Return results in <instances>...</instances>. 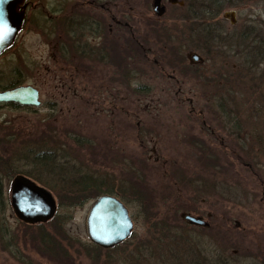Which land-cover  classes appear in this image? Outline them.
Returning a JSON list of instances; mask_svg holds the SVG:
<instances>
[{"label": "rangeland", "instance_id": "rangeland-1", "mask_svg": "<svg viewBox=\"0 0 264 264\" xmlns=\"http://www.w3.org/2000/svg\"><path fill=\"white\" fill-rule=\"evenodd\" d=\"M61 1L66 8L75 3L82 15L90 12L82 7L85 0H27L26 24L0 56V91L16 73L22 86L38 90L41 102L39 108L20 110L0 105V218L6 230L5 238L0 235V264H110L123 259L133 243L151 242L166 219L185 227V213L205 221L210 214V224L212 218L219 224L211 232L235 237L230 250L226 245L234 262L259 258L264 263V0H230L234 7L222 11L217 40H199L202 22L183 21L186 13L178 6L166 4L157 21L152 0H107L119 25L102 17L97 7L91 13L102 19L101 45L109 55L117 50L120 64L108 55L103 69L73 55L61 59L55 37L45 33L43 23L29 21L32 8L48 10L43 11L48 15ZM230 12L233 26L226 17ZM165 27L170 32L162 34ZM254 39L260 42L257 49ZM137 43L145 51L138 56L133 53ZM163 43L164 53L159 49ZM192 52L204 59L202 65L189 64ZM39 141L37 151L46 143L55 157L67 155L56 162L64 163L65 180L59 172L54 181L48 165L44 169L27 160L35 156ZM245 143L250 150L242 148ZM11 168H34L40 179L54 183L56 190L45 188L57 212L41 230L48 231L46 240L55 242L52 247L63 261L47 257L51 246L37 250L29 241L37 229L22 226L13 214ZM82 175L104 185L112 182L128 202L133 234L115 251L95 248L87 239L85 216L93 200L67 191ZM175 237L171 242L179 244Z\"/></svg>", "mask_w": 264, "mask_h": 264}, {"label": "trees", "instance_id": "trees-1", "mask_svg": "<svg viewBox=\"0 0 264 264\" xmlns=\"http://www.w3.org/2000/svg\"><path fill=\"white\" fill-rule=\"evenodd\" d=\"M185 7L184 9L180 8V10L185 11L186 16L182 17L183 21H202L203 22V36L206 40H210L213 37L216 36H220L218 35V28L221 27V24H219L220 20V15L222 13V11L224 9H230L231 7H234L232 3H230V0H182ZM63 27L61 28L63 30V35L66 37L70 36V31L69 28L67 27V25L62 24ZM213 40V39H212ZM67 42V41H66ZM210 48L214 49V50H218V46L214 45V44H208ZM69 46V45H68ZM136 48L135 51L133 53L140 55L142 54L141 51L137 48V44H135ZM68 48V47H67ZM66 48V50L61 48V51H70V49L68 50ZM134 50V49H132ZM131 50V51H132ZM140 51V52H139ZM255 52V50H253ZM251 51V52H253ZM127 55H129V53H127ZM126 55L125 60L129 59L128 56ZM129 60L126 61V63ZM11 79H10V83L9 85H7V87H4L3 90L6 89H10V88H15L20 86V79L17 78V74L13 73L11 75ZM19 79V80H18ZM54 132V131H53ZM50 142V141H49ZM52 145L53 143L50 142ZM36 146V151L39 147H41V142H36L34 143ZM40 144V145H39ZM46 143H42V148L40 150H38L35 154L34 157H30L29 158H25L29 160V162L33 165V164H38L39 166L44 167V169L47 172L54 174L56 176H54L53 180L55 181L56 178L57 180L60 179V173H64V175L62 176V180H65V177L67 175V173H65V168L64 167V163L60 164L61 166H57L56 162H58V159L60 160V158L65 159L67 155L61 153L62 155L60 157H55V155L53 154V152L50 150V147H47L45 145ZM30 148L32 146H29ZM34 152V153H35ZM6 163V162H5ZM4 163V164H5ZM26 166L27 163L25 164ZM48 165V166H47ZM5 168V165H4ZM10 171V170H8ZM37 171V170H36ZM63 171V172H62ZM11 177L15 176V175H23L29 179H31L32 181H34L35 183H37L40 186L45 187H50V190H56L55 188H53L50 184L54 185L53 182H48V181H44L43 178H39L37 175V173H35V169L33 168L32 171L30 170H25L23 172H16L13 171V169L11 168ZM52 179V178H51ZM106 184H109V186L106 184L104 185L101 181L97 180H93L90 181L89 177H87L86 175L81 178H79V182H74L71 186V188L69 190H67L68 192H74L75 194L78 195H84V194H89L90 195V200H94L96 198H98L99 196L102 195H109V196H115L117 197L121 202H123L124 204L128 205V202L124 199V197L122 196L121 193V189L119 190V188H115V185L111 182H105ZM79 186H77V185ZM98 184V185H96ZM63 185V184H62ZM73 186H77V187H73ZM79 187V188H78ZM76 188V189H75ZM78 188V189H77ZM49 189V188H48ZM56 192L57 195V191ZM67 192V193H68ZM62 193V192H61ZM64 194V193H63ZM1 202H2V193H1V183H0V208H1ZM1 211V210H0ZM54 219V218H53ZM53 219L51 221H53ZM49 221V222H51ZM24 227L27 228H35L37 229V234H36V238H32L29 237L30 240L33 244L35 245L36 249H43V248H48V246H53V244H55V242H53L52 244V240H46V236L48 234V231H43L41 230V227H43V224L40 225H35V226H26V225H22ZM152 226V224L148 225V229H150ZM178 229L179 231H176L175 229ZM174 229V230H172ZM47 232V233H46ZM175 234V238L173 241L179 239V244L176 243H172V239H171V235ZM0 235L5 238L6 237V230H5V225L3 223V219L0 218ZM51 235V234H49ZM155 237H152L151 242L147 241L144 244L142 243H133L132 244V250L129 251V253L120 260V258L117 259V261H109L110 264H142L143 261H150L153 262L154 264H241L242 262L240 260H236V262H226L225 258V250L222 249L224 246L228 245L227 242V234L224 235H215V240L214 242L211 243L210 238L209 237L208 240H206L207 242H205L203 245L200 243L201 241H199L197 239V235L195 234L194 231L190 230L189 228L186 227H181V225L179 224V222L177 223L176 220L171 221L166 219L163 222V225L161 226V229L159 230V232ZM52 236V235H51ZM58 237H60V235H58ZM132 237V236H131ZM131 239V238H130ZM129 239V240H130ZM128 240V241H129ZM132 241V240H131ZM163 241H167V243H162ZM171 243H169V242ZM63 242H66V240H63ZM130 242H128L129 244ZM213 244H217L219 250H217V248H213L212 245ZM60 245L62 246V240L60 241ZM124 245V244H123ZM127 245V244H126ZM93 247V246H92ZM69 248V246L66 247V249ZM96 248V247H95ZM94 248V249H95ZM119 247H116L112 250H117ZM96 250H99L98 248ZM47 257H54L53 259L55 260H59V261H63L64 257H62V254H60V252H57V249H50L49 248L45 250ZM111 251V250H110ZM108 251V252H110ZM219 251V252H218ZM54 252L57 253V255L54 254ZM229 257V256H228ZM109 264V263H106ZM264 264V263H262Z\"/></svg>", "mask_w": 264, "mask_h": 264}, {"label": "water", "instance_id": "water-1", "mask_svg": "<svg viewBox=\"0 0 264 264\" xmlns=\"http://www.w3.org/2000/svg\"><path fill=\"white\" fill-rule=\"evenodd\" d=\"M26 0H0V56L13 45L24 23ZM174 5L182 3L169 0ZM161 0L152 1V11L161 17L164 9ZM233 13L226 15L233 21ZM192 58H196L192 56ZM0 104H15L19 107L38 108L39 95L31 86H21L0 92ZM9 203L15 217L26 225L46 223L56 213L52 196L30 180L16 176L10 185ZM183 221L194 227H207L199 218L181 215ZM133 231V222L127 208L113 196H101L92 202L85 216V233L94 246L111 250L126 240Z\"/></svg>", "mask_w": 264, "mask_h": 264}, {"label": "flooded vegetation", "instance_id": "flooded-vegetation-1", "mask_svg": "<svg viewBox=\"0 0 264 264\" xmlns=\"http://www.w3.org/2000/svg\"><path fill=\"white\" fill-rule=\"evenodd\" d=\"M119 1L120 0H116L115 2L117 3ZM160 4H161V6L164 9V13L159 18L154 15V13L152 11V5H151L152 14L155 16V18H157L156 19L157 21H160L161 18H163V16L165 15V13H166V4H167V6L170 5L172 7L178 6V4L172 5L169 2V0H161ZM69 5L66 8L65 4L63 3V1L58 2L57 7L55 8V12L52 11V13H50L48 15L44 14V12H49L48 10H43L42 8L39 9L38 7L32 8L31 11H30L31 15L29 17V21L32 20V22H33V20H35L38 23L39 22L43 23V29L45 30V33H47V32L51 33V37H50L51 39H53V37H55V39H54V49H55L56 52H58L57 55L61 59H65L67 56L73 55L72 58L81 59L85 63H88V65L90 67H92L94 63H96V64L99 63V65L101 67L104 66L105 62H107V58H108V55H109L108 49L105 46V45L108 44V42L106 43V40H105V43H104L105 47H103L101 45L102 44L101 41L103 39L102 19H99V18L97 19L96 16L92 15V13H91L92 10H93L92 8L93 7H97L98 13L102 14L101 15L102 17H106L107 19H109V21L113 25H119L120 24V20L118 18L113 17V15L111 13V10L109 8L110 5L107 3V0H100V1L99 0H90L88 2H87V0H85V4H82V7L83 8H85V7L90 8V12L86 11V15H82L81 13H79L76 10V8H75L76 4L75 3H73V4L70 3ZM71 5L74 6V9L70 13V15L69 16H65V15L61 16V13L64 12L63 10L66 11V9H69L71 7ZM84 5H85V7H84ZM178 7L184 9L185 5H184V3H182V5L178 6ZM28 9H29V5H28V2H27L26 3V8H25V11H24V14H25V23H24V25L26 24V20H27ZM224 18H225V15H224ZM107 19L103 20V25H104V23L107 25V23H108ZM54 21H57V23L54 24ZM62 24L67 25V27L69 28V31H70V36L69 37H66V36H64L62 34L63 33V30L61 29L63 27ZM231 25L233 26L234 24H231ZM161 30H162V34L165 33V32H170V30L167 31V27L161 28ZM53 34L55 36H53ZM199 35H198L200 37L199 40H204V38H203V22H202V25H201V30L199 32ZM220 36L213 37L212 39L213 40H217L218 38H220ZM239 39H241V37H239ZM116 42H117V40H116ZM259 44H260V42L256 41L254 39V42L252 43V46H253V48L257 49L256 47ZM137 46H138L137 48L143 54V52H145L143 47L141 45H139L138 43H137ZM67 47L70 49V51H67V52L66 51H64V52L61 51V48L66 50ZM159 49L162 51V53H164L167 50V45L165 43H163L162 47H160ZM250 49H252V48H250ZM255 49H252L251 51H253ZM110 50L113 51V49H110ZM246 50L247 49H245V51ZM148 51H150V49H148ZM114 54L115 55H109L110 58L113 59L115 57L116 63L120 64V62H119L120 57H118V51L114 50ZM252 54L255 55V52H252ZM57 55H56V57H57ZM146 56H147V52L145 53L144 57H146ZM192 56H195L196 58H192ZM189 59H190V63L189 64L192 65V66L202 65L204 63V59L198 54V52L190 53ZM156 65H157V63H156ZM94 66H98V65L94 64ZM101 69H103V67ZM1 91H4V90H1ZM3 106H5L6 108H12V109H19V110L23 109V108L18 107V106L14 105V104H4ZM3 106H1V107H3ZM231 124L233 125V129H237L236 126H235L236 125L235 123H231ZM237 138H240V137H237ZM242 148L250 150V147H247L246 143L244 144V146H242ZM183 215H189V216L194 217V218H199V219H201L203 222H205L207 224V227H194V226H190V225L186 224L183 221V223L185 224L184 226L186 228H189L190 230L195 232V234L197 235V239L199 241H201L200 243L202 245L205 242H207L206 240H208L210 236H211V238H210L211 243L214 242L216 233L211 232V227H214L215 229H219V224H218L217 220H216V222L214 224L213 223V219L214 218H212V223L210 224V222L208 221V220L211 219V215L210 214L206 215V218H207L208 222L205 221L203 219V217H200V216H192L189 213H185ZM222 219H224V218H222ZM225 219L229 220V218H225ZM132 222H133V225H134L133 219H132ZM203 233L206 234L207 236L204 235ZM226 239H227L228 244L230 243V246H229V250H230L231 249V245L236 240V238L231 236V235L230 236L227 235ZM212 247L213 248H217V250H219L217 244H213ZM222 249L225 250V258L224 259L226 260V262L227 261L230 262V263L234 262L232 260V257H230V256L228 257V254H227V251H226V246H224ZM234 251H235V252H233L234 254L238 253V250L235 249V248H234ZM234 257H236V256H234ZM246 261H247V259H246ZM246 264H262V259L257 258V261L251 259Z\"/></svg>", "mask_w": 264, "mask_h": 264}, {"label": "snow or ice", "instance_id": "snow-or-ice-1", "mask_svg": "<svg viewBox=\"0 0 264 264\" xmlns=\"http://www.w3.org/2000/svg\"><path fill=\"white\" fill-rule=\"evenodd\" d=\"M2 26H3V25H2V24H0V28H2Z\"/></svg>", "mask_w": 264, "mask_h": 264}]
</instances>
